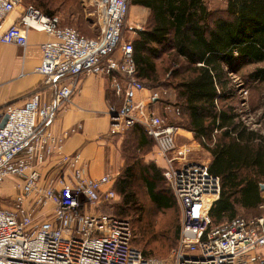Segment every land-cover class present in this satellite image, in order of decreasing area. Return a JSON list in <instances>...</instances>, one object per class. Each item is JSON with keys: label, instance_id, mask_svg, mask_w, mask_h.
Returning a JSON list of instances; mask_svg holds the SVG:
<instances>
[{"label": "built area", "instance_id": "1", "mask_svg": "<svg viewBox=\"0 0 264 264\" xmlns=\"http://www.w3.org/2000/svg\"><path fill=\"white\" fill-rule=\"evenodd\" d=\"M96 2V37L60 26L57 16L31 5L0 34V44L20 49L27 45L28 31L46 34L50 40L40 44V63L33 72L42 86L55 88L49 103H41L34 91L20 106L6 105L0 115L6 117L0 127V186L10 181L14 192L10 207L0 205V264H264L259 252L264 212L211 227L208 210L219 195L218 178L206 164L188 160L187 149L175 146L176 128L164 126L158 115L134 102L145 88L133 76L132 46L123 38L128 0ZM20 3L0 0V21ZM80 76L110 78L112 93L120 99L118 108L109 105L106 111L108 135L139 125L163 161L161 175L180 210L177 242L167 263L131 247L128 222L98 210L99 203L117 197L111 189L115 177L87 178L78 154L61 153L64 139L80 126L57 136L49 129L56 111L76 92ZM164 95L151 91L147 102ZM52 156L69 171L68 184L52 178L40 184L38 167Z\"/></svg>", "mask_w": 264, "mask_h": 264}, {"label": "trees", "instance_id": "2", "mask_svg": "<svg viewBox=\"0 0 264 264\" xmlns=\"http://www.w3.org/2000/svg\"><path fill=\"white\" fill-rule=\"evenodd\" d=\"M129 1L147 7L153 21L131 42L135 80L151 91L175 92L173 104L164 100L165 95L156 100L162 109L169 108L164 119L159 117L164 126L191 132L209 155L208 172L219 180L218 198L208 210L211 227L234 218L235 206L244 210L259 207L263 202L259 185L264 182V136L245 125L226 100L234 91L230 73L237 75L242 68L261 65L247 78L257 82L264 78V0H222L220 9H208L205 0ZM59 25L63 26L60 21ZM158 48L169 52L162 56ZM130 135L136 136L138 146L148 140L153 144L139 125L126 130L124 138ZM161 172L153 163L140 169L149 201L165 210L174 206V198L167 185L169 196L155 191L164 180ZM130 173L125 167L116 190L111 187L123 205L136 203L128 191ZM178 229L172 237L174 247Z\"/></svg>", "mask_w": 264, "mask_h": 264}, {"label": "crops", "instance_id": "3", "mask_svg": "<svg viewBox=\"0 0 264 264\" xmlns=\"http://www.w3.org/2000/svg\"><path fill=\"white\" fill-rule=\"evenodd\" d=\"M205 3L208 9L222 7V0H205ZM24 6L25 3L21 1L0 21V34L18 20ZM150 16L151 12L147 7L131 4L128 0L123 38L130 43L136 40L137 32L152 26L153 21ZM26 40L27 45L24 49L0 44V115L6 105L20 106L34 91H37L41 103H49L54 98L55 88L42 86L41 76L33 72L40 63L39 46L50 38L42 32L28 31ZM158 51L162 56L169 52L163 51L162 48H158ZM150 92L151 90L145 88L144 91L136 93L134 97L136 107L144 111L150 110L164 119V113L169 110L162 109L157 101L148 103L147 97ZM164 97L169 104L177 100L172 90L165 92ZM109 105L116 108L120 106V99L114 97L110 88V78L80 76L76 92L56 111L49 127L51 133L57 136L65 130L80 126L75 133L68 134L64 139L61 153L78 154V166L83 176L90 179H98L105 175L116 176L123 166L117 152L125 132L108 135L106 111ZM174 143L176 147L188 150L187 157L190 161H194L193 155L196 151L202 150L193 139L191 132L183 128H176ZM205 154L209 156L207 152ZM143 157L145 161H151L153 158L149 153L144 154ZM159 160L163 168V161L160 158ZM38 172L40 184L47 178L60 179L64 184L69 183V171L59 165L56 156L49 157L38 167Z\"/></svg>", "mask_w": 264, "mask_h": 264}, {"label": "rangeland", "instance_id": "4", "mask_svg": "<svg viewBox=\"0 0 264 264\" xmlns=\"http://www.w3.org/2000/svg\"><path fill=\"white\" fill-rule=\"evenodd\" d=\"M96 1L98 0H22L23 3L33 5L42 12L57 16L61 25L73 28L89 38L99 34L100 26L97 20L99 9ZM260 66H248L238 70L237 75L229 74L234 91L226 103L235 109V113L240 116L245 125L250 129L258 130L264 136V78L259 82L247 78L249 72ZM242 90L245 93H242ZM124 134L122 141L125 140V142L120 143L117 152L120 157L122 156L123 168L114 176L111 187L113 186L116 190L122 170L128 166L131 172L128 191L133 193L136 203L135 205H123L121 197H116L113 201L99 203L97 208L100 212L114 214L128 222L131 247L138 249L147 257L167 263L171 259L175 244L172 240L174 231L179 228L180 210L175 200L173 201L174 206L165 210H158L151 204L140 169L148 163H153L161 172L162 163L155 154L154 157L155 147L150 140L148 144L138 146L136 136L130 135L124 138ZM145 152L153 156L151 161H145L144 157H141ZM205 153L203 149L196 151L193 160L208 166L209 156ZM159 190L170 195L164 180L157 183L155 191ZM13 197L14 192L10 188V181H6L0 186V205L4 208L10 207ZM260 198L263 199L262 207L244 210L235 206V217L245 218L262 214L264 212V191L260 192ZM259 252L264 253V247Z\"/></svg>", "mask_w": 264, "mask_h": 264}, {"label": "water", "instance_id": "5", "mask_svg": "<svg viewBox=\"0 0 264 264\" xmlns=\"http://www.w3.org/2000/svg\"><path fill=\"white\" fill-rule=\"evenodd\" d=\"M5 121H6V117L3 116L2 119L0 120V127L3 126V124L5 123ZM259 191L260 192H263L264 191V182L261 185H259Z\"/></svg>", "mask_w": 264, "mask_h": 264}]
</instances>
